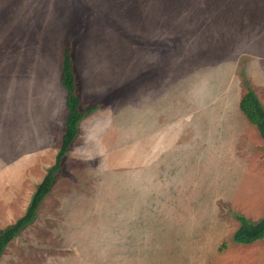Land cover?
<instances>
[{"label": "rangeland", "instance_id": "1", "mask_svg": "<svg viewBox=\"0 0 264 264\" xmlns=\"http://www.w3.org/2000/svg\"><path fill=\"white\" fill-rule=\"evenodd\" d=\"M86 113L0 264H264V0H0V232L65 132L63 52ZM225 244L226 246H223Z\"/></svg>", "mask_w": 264, "mask_h": 264}, {"label": "trees", "instance_id": "2", "mask_svg": "<svg viewBox=\"0 0 264 264\" xmlns=\"http://www.w3.org/2000/svg\"><path fill=\"white\" fill-rule=\"evenodd\" d=\"M61 83L67 91L66 105L68 115L66 119L65 132L61 142L60 151L56 157L55 165L50 169L31 199V203L25 215L13 226L0 232V258L6 247L29 226L36 218L37 211L44 198L50 193L55 182L56 174L62 166V161L69 152L79 131V124L86 113L96 109V106L82 109V97L79 91V80L75 70L73 49L68 46L63 52V67ZM240 109L246 118L257 127L261 137L264 139V107L257 94L248 89L240 101ZM240 227L234 233L233 240L237 244L250 245L256 241L264 240V218L258 222H252L244 216L239 215ZM223 246H226L223 244Z\"/></svg>", "mask_w": 264, "mask_h": 264}]
</instances>
